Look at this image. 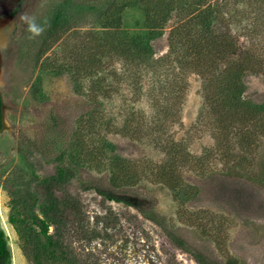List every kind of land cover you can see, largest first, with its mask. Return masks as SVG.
<instances>
[{"label": "rangeland", "instance_id": "rangeland-1", "mask_svg": "<svg viewBox=\"0 0 264 264\" xmlns=\"http://www.w3.org/2000/svg\"><path fill=\"white\" fill-rule=\"evenodd\" d=\"M62 1L22 0L18 9L0 16V225L8 237L12 264L32 262L8 222L10 197L3 188L5 179L19 163L21 150L27 152L39 178L54 174L61 165L55 158L59 150L56 141L62 148L74 146L76 140L86 143L83 154L91 147L92 153L83 156L85 165L79 166L67 190L81 196L92 216L90 224L95 214L110 212L113 217L109 235L90 244L104 263L199 264L178 247L174 240L180 238L209 260L223 263L232 256L239 264H264V186L246 176L264 172V139L252 152L237 149L231 140L232 154L224 159L204 152L211 150L214 139L211 128L197 121L205 84L195 73L187 76L186 91L178 101L179 121L170 119L172 122L167 121L163 127L156 123L160 127L157 131L156 124L148 120L153 114L159 119L150 96V92L154 94L150 91L151 74L142 81V93L134 95L123 82L120 63L105 55L97 67L103 78L100 97L95 100L88 91L92 81L86 77L82 91H76L79 85L60 70V65L71 68L77 59L85 57L93 32L100 28L102 8L110 0H71L66 26L57 31L54 42L50 40L47 52L37 58L53 12ZM142 24L139 10L125 8V30L136 32ZM173 24L171 18L163 35L152 41L156 56L167 52V35ZM244 83L245 99L264 102L261 75L247 74ZM132 111V126L127 131L125 121ZM138 116L144 118L140 121ZM101 138L112 142L114 150L101 148ZM170 140L179 141L184 148L176 172L187 185L188 199H176L166 179L163 181L162 176H168L166 144ZM115 155L128 162V177L124 179L128 186L121 190L144 198L145 208L153 211L152 220L133 207L105 200L93 190L80 187V181L109 185L108 160ZM191 156H202L198 166ZM39 193L43 191L39 189Z\"/></svg>", "mask_w": 264, "mask_h": 264}, {"label": "trees", "instance_id": "trees-1", "mask_svg": "<svg viewBox=\"0 0 264 264\" xmlns=\"http://www.w3.org/2000/svg\"><path fill=\"white\" fill-rule=\"evenodd\" d=\"M70 2L63 0L54 10L45 45L37 58L47 52L50 40L56 39L57 31L66 26ZM128 7L136 8L143 16V28L136 32L122 27V13ZM100 15V28L93 32L94 38L85 57L77 59L71 68L67 64L60 65V70L69 74L76 86L79 85L76 91H82L86 77L92 81L88 91L95 100L100 97L99 84L103 78L99 77L97 67L107 55L110 61L120 63L123 82L130 86L134 95L142 93V81L152 75V107L159 119L162 115L164 118L157 120L153 114L148 120L152 125L161 123L163 127L167 121H179L178 101L186 91L187 76L195 73L205 84L197 121L211 128L214 139L211 150L204 152H212L218 159H224L232 154L231 140L237 149L252 152L264 139V102L244 98L245 76L255 74L264 78V0H110ZM171 18H174V24L167 35V52L156 56L152 41L163 35ZM130 114V120L125 121L127 131L131 129L134 112ZM138 118L141 121L144 117ZM155 128V131L160 130L157 124ZM74 133L76 135L77 131L70 137ZM74 142V146L69 144L61 148L56 141L59 150L55 158L61 165L56 167L54 174L39 178L33 162L27 159V152L21 150L19 163L5 179L3 188L10 197L8 222L32 264H106L100 254L93 252L90 244L109 235L107 230L113 217L110 212L100 216L95 214L94 222L90 224L92 216L88 215L81 196L67 190L79 166L85 165L83 156L92 153L91 147L83 154L86 143ZM100 142L101 148L114 150L112 142L104 138ZM166 145L170 160L166 169L168 176H162L163 181L166 179L176 199H188L187 185L179 180L176 172L184 148L175 140ZM202 156H191V160L198 166ZM108 162L109 185L80 181V187L93 190L105 200L133 207L152 220L153 211L149 206L145 208L144 198L121 190L128 186L124 181L128 177V162L118 155L111 156ZM246 176L264 186V172ZM174 241L199 264H239L232 256H227L223 263L209 260L182 239ZM0 264H12L8 237L1 225Z\"/></svg>", "mask_w": 264, "mask_h": 264}, {"label": "flooded vegetation", "instance_id": "flooded-vegetation-1", "mask_svg": "<svg viewBox=\"0 0 264 264\" xmlns=\"http://www.w3.org/2000/svg\"><path fill=\"white\" fill-rule=\"evenodd\" d=\"M21 2L22 0L18 2L16 0H0V16L18 9Z\"/></svg>", "mask_w": 264, "mask_h": 264}]
</instances>
